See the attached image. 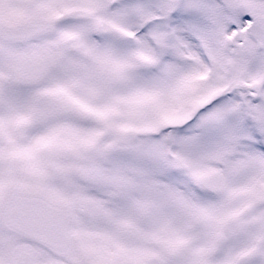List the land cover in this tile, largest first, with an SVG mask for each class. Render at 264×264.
I'll return each instance as SVG.
<instances>
[{
    "label": "snow or ice",
    "instance_id": "obj_1",
    "mask_svg": "<svg viewBox=\"0 0 264 264\" xmlns=\"http://www.w3.org/2000/svg\"><path fill=\"white\" fill-rule=\"evenodd\" d=\"M0 264H264V0H0Z\"/></svg>",
    "mask_w": 264,
    "mask_h": 264
}]
</instances>
